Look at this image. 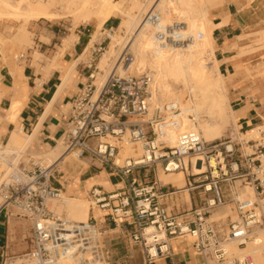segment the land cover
<instances>
[{
  "label": "built area",
  "instance_id": "built-area-1",
  "mask_svg": "<svg viewBox=\"0 0 264 264\" xmlns=\"http://www.w3.org/2000/svg\"><path fill=\"white\" fill-rule=\"evenodd\" d=\"M101 51L99 48L96 53ZM129 60L131 57L124 53L119 63L125 65ZM96 70L74 97L68 124L60 138L64 155L79 152L78 159L86 155L119 180L109 192L92 185L88 191L91 206L105 212L115 226L126 228L130 243L140 247L145 264L168 256L171 239L184 241L186 237L192 239L191 245L202 264H254L248 258L230 254L226 244L244 247L255 234L254 229H264V206L256 200L235 196L237 190L247 186L257 197L264 193V118L259 125L241 131H254L251 138L232 136L207 143L198 131L186 130L177 133L172 145L171 131L180 128L183 113L175 101L155 106L148 116V88L152 82L149 73L120 77L113 72L96 95ZM188 119L193 124L197 122L194 113ZM122 142L139 144L141 154L118 163L117 143ZM23 157L27 154L6 156L0 151V163H4L0 173V209L29 221V250L25 255L28 264H60L59 253L71 245L97 253L94 237L101 250L93 217L83 229L82 238L77 235L75 242L70 243L69 229L62 232L60 218L48 209L50 200L61 199V191L50 185L53 175L58 174L56 165L47 167L31 159L25 165ZM198 166L204 170L196 175L193 171ZM159 170L164 174L184 173L189 192H198L201 206L172 213L162 200L177 191L166 190L175 189L171 184H158ZM149 176L152 180L147 182ZM227 190L230 198L226 197ZM229 202L237 220L224 228L221 221L210 220V211ZM53 225L59 229L58 240L53 239ZM83 257L84 254L82 261ZM3 261L4 258L0 264H5Z\"/></svg>",
  "mask_w": 264,
  "mask_h": 264
},
{
  "label": "crops",
  "instance_id": "crops-1",
  "mask_svg": "<svg viewBox=\"0 0 264 264\" xmlns=\"http://www.w3.org/2000/svg\"><path fill=\"white\" fill-rule=\"evenodd\" d=\"M209 18L217 26L212 31V38L218 71L225 76L236 75L238 61L242 58L237 57L238 36L264 30V0H254L249 5L230 2L212 10ZM118 23L116 17L107 20L99 37L104 34L108 37L103 36L92 47H89L93 33L90 24L79 23L72 31H61L54 24H37L32 30L34 34L31 33L32 43L25 48V53L4 63L0 55L1 145H6L17 129L33 137L28 149L31 153H46L57 145L68 124L69 107L74 97L82 85L90 82L89 77L96 69V51L109 38L107 32ZM236 86L232 90L230 107L237 117V131H245L259 125L264 118V85L259 83L253 88L242 81ZM253 89L255 95H251ZM81 163L70 160L63 169L56 165L58 174L53 175L50 185L74 198L87 194L92 181L106 184L99 185L106 192L112 191L119 182L106 167L92 161L87 167L84 166L86 163ZM176 191L174 197L165 201L171 205L174 214L188 212L197 206L189 189L187 198L185 193ZM89 214L88 220L93 217L92 211ZM66 222L80 226L88 224ZM94 225L100 233L101 247L108 254L109 264H145L140 247L130 243L126 228L112 225L105 215L100 216L99 222L95 220ZM23 226L19 218L0 209V263L5 254L21 251V245L16 243L22 240ZM169 253L152 264H200V258L186 241L171 239Z\"/></svg>",
  "mask_w": 264,
  "mask_h": 264
},
{
  "label": "bare ground",
  "instance_id": "bare-ground-1",
  "mask_svg": "<svg viewBox=\"0 0 264 264\" xmlns=\"http://www.w3.org/2000/svg\"><path fill=\"white\" fill-rule=\"evenodd\" d=\"M51 1L61 2L58 4L59 12H65L72 17L74 26L79 23L93 26L89 47H92L95 42L99 41L97 39L100 30L107 20L113 18L115 15L121 18L119 25L109 33L110 40L98 63V67L105 73V76L100 77L97 84L95 80L93 82L97 87L96 95L101 85L113 72L116 75L119 74L121 77L125 76L129 71H134L136 74L149 73L152 78L150 86H153L156 79L165 72L167 62L171 58L170 55L176 52L178 60L185 70L186 79L181 78L180 83L182 84L183 93L186 90L189 91L187 94L188 99L185 104H182V95H179L182 93L172 94L166 87L167 85H164L159 94L152 91L151 100L149 101L148 98L150 104L148 116L152 114L155 106L175 101L179 103L183 115L180 119V128L171 131L170 143L172 145L176 141L177 133L181 131L196 130L207 143H211L223 137L231 120H233L236 126L237 117L228 104L225 78L218 71V62L214 57L215 48L213 47L211 33L213 23L208 18L210 10L208 9L207 0H159V2L156 0L155 3H153V0H146L145 4H142L141 0H0V23L15 21L19 24L16 34L10 39V43L15 41V45L18 48L22 47L24 43H32L27 26L33 20H53L55 14L52 12ZM153 11L159 13L155 22L147 19V15ZM144 14L145 18L143 17L142 19ZM243 38L245 37L243 36ZM5 45L6 43L0 44L1 56L7 52ZM124 53L131 56V60L126 65H122L118 61ZM207 62H209V65H207ZM147 67L149 70H146ZM108 71H111L109 75L107 74ZM191 113L196 115V124H193L188 119V115ZM237 133L240 138H251L254 131L250 132L248 130L246 134L239 133V131ZM32 138L23 134L21 130H15L7 143L9 148H12L9 154H23L25 150L30 149ZM61 147L63 148L64 145L60 140L48 152L38 153V155L46 158L50 163L49 166L59 165L64 163L67 158ZM135 148L123 143L117 157L118 163L119 156L134 157L139 154L140 147L137 146ZM70 156H73L76 160L78 159L75 153L68 155V157ZM203 170L204 167L200 169L198 166L193 172L199 175ZM185 178L184 173L181 172L160 173V175L157 173V182L160 186L173 184L178 189H184L181 183H183ZM90 185L104 186L106 184L92 181ZM187 190L186 188L185 191ZM243 190L235 194L236 198L254 200V190L251 187L247 186ZM49 204L51 212L58 213L59 216L61 213H65L66 221L88 222L90 207L83 200L64 198L61 192V199L50 200ZM1 205L2 202L0 203V207ZM226 212L227 216L230 214L234 217V220L231 222L237 220L235 211L232 208H227ZM215 215L213 214L212 217H216ZM212 217L211 219H213ZM224 217V215L218 216L214 221H222ZM254 231L256 234L262 230L256 228ZM147 234L150 235L151 232H147ZM151 240L149 238V242ZM250 244L252 246L248 247ZM250 244L247 245L248 248L244 246L247 248L245 256H251L253 262L261 264L262 261H259L263 260L261 258L263 256L261 255L264 254V235L262 238L257 237L253 239ZM229 246L230 244H226V249L232 254ZM244 247L237 248L244 249ZM236 257L240 259L247 258L242 256ZM16 259L17 261H22L21 257ZM26 264H28L27 261Z\"/></svg>",
  "mask_w": 264,
  "mask_h": 264
},
{
  "label": "rangeland",
  "instance_id": "rangeland-1",
  "mask_svg": "<svg viewBox=\"0 0 264 264\" xmlns=\"http://www.w3.org/2000/svg\"><path fill=\"white\" fill-rule=\"evenodd\" d=\"M153 1H154L153 3H155L156 0H153ZM253 1L254 0H207L208 9L210 10L209 13H208V15L210 16V13H211L212 10H214L216 8H221V7L227 5L230 2H235V3L245 2L246 5H249ZM157 2H159V0ZM60 3L61 2H59V1H51L50 2L51 7H52V12H53V14H55L53 16V20L51 22H47V20L44 21V19H38V20H33V21H31L28 24L27 31L30 33L29 36H30L31 39L33 37L31 35V33L34 34V32H32V30H33V28L36 27L37 24H40V26H42L44 24H48V25L54 24L59 29H61V31H69V30L72 31V30H74V28H73L74 27V25H73V18L70 17L65 12L64 13L59 12L58 4H60ZM141 3L142 4H145L146 3V0H141ZM144 16H145V14L142 16V19H143ZM158 16H159V13L156 12V11H153V12H151V13H149L147 15V19L150 20V21H152V22H155V20L157 19ZM209 16H208V18H209ZM114 17L118 18L116 15ZM118 20L120 22L121 21V18H118ZM209 20H210V18H209ZM118 25H119V23L117 24V26ZM220 25H222V24H220ZM18 26H19V24L17 22H15V21H9L8 23H4V24H2V26H0V44L6 43L5 49L7 50V52L4 53V55H2V58H3L2 61L4 60L3 62H7L9 59L18 58L21 54L25 53V48L28 47L29 45H31V44H28V43H24L22 47H19L18 48L15 45V41H13L14 44L13 43H10V39H11V37H14L13 35L16 34V30H17V27ZM215 27H217V26L214 25V24H212L211 33H212V31H213V29ZM263 31H259L260 33L259 32H257V33L256 32H252V33H249V34H243V35L238 36V40L240 41V43H239V48L236 47L237 48V51H238L237 54H239V55H237V57H242L238 61L239 64L237 66H239V68L237 70L236 75H232V73L228 74L227 76L223 75L224 78H225L224 79V82H225L226 90H227V93H228V104H229V106L232 105L231 104V99H232L231 97H232V94L234 93L232 90H233V88L237 87L236 85L239 84L240 82H242V81L248 82L251 86H253V88H255L254 86L256 84H259V83H262L264 85V33H263ZM103 36L105 37L107 35L104 34V35L98 37L97 40L101 41V39H102ZM243 36L245 38H243ZM108 39L110 40V38H108ZM108 39H106L105 42L102 43V46H101L102 47V51L100 53H98V56H97V59H96V69H97L96 70V74H95V81H96L95 83L96 84L98 83L100 77L105 76V73L102 72L100 70V68L98 67V63H99L100 57H101L104 49L106 48V46H107V44L109 42ZM259 39H261V40H259ZM99 41H97V42H99ZM213 47L215 48V46H214V40H213ZM10 48H11V50H10ZM174 50H173V52H174ZM9 51H10V53H9ZM170 57L171 58H169V60L167 62V66L165 68V72H163L161 74V76H159L156 79V82H155V84L153 86H149V88H148V98H149V101H150L151 100V93H152V91H153V93L155 92V93H158L159 94L160 91H161V88L164 85H167L166 87L168 88V90H169L170 93H172V94L182 93V94H179V95L180 96L182 95V104H185L186 103V100L188 99L187 94H188L189 91L186 90L185 91L186 93L185 92L183 93L182 92V84L180 83L181 82V80H180L181 78L186 79L185 70L183 69V66L181 65V63L179 62L176 52H174L173 54H171ZM172 64H173V66H172ZM207 65H209V62H207ZM169 66H171V67H169ZM171 68L172 69L175 68L174 70L177 73L174 70L172 71ZM146 70H149V68L147 67ZM177 70H179V71H177ZM110 73H111V71H108L107 72L108 75ZM173 73H174L175 76L173 75ZM141 74H136L134 71H129L128 73H126L125 76H122V77H126L127 75L136 77V76H139ZM178 80H180V81H178ZM233 82H235V83H233ZM255 93H256V90L253 89L251 91V95H255ZM149 106H150V104H149ZM239 131L241 132V130H239ZM232 136H237V137L239 136L238 133H237V129H236L235 123L233 122V120H231L229 122V126H228L227 130L224 132V135L221 138V140L226 139L228 137H232ZM58 142H60V141H57V143ZM123 143L124 142L117 143L118 147L121 148L123 146ZM128 145L129 146H133L134 148L135 147L137 148V146L140 147L139 144H128ZM120 148H119V151H120ZM61 149L64 150V147L63 148L61 147ZM11 150H12V148H9V146L7 144L6 145H1L0 144V151L3 152L6 156L11 155V154H9L11 152ZM7 153H8V155H7ZM74 153L77 154V155L79 154V152H74ZM23 154L24 155L27 154V157H23L22 158V162L25 165H27V163L29 162L30 159H31L30 161H33L35 163H38L39 165H43V166H49L50 165V163L46 160V158H44L43 156H39L37 154H34V152L31 153L30 151L25 150V152ZM140 154H141V147H140V153L137 154V155H140ZM137 155H135L134 157H136ZM65 157H67L66 160H65V162L59 164V168L60 169H63L64 168L63 165L65 163H67L68 161H70V160H75V161H78V162H82L81 164L86 163L85 165L83 164L85 167H87L91 163L90 159L88 157H86V155H83L80 159H77V160L74 159L73 156L68 157V155H65ZM125 158L126 157L119 156V163H122V161ZM96 164H98V163H96ZM3 169H4V163H0V173H1V171ZM160 173H162L161 170H159L158 174L160 175ZM184 176H185V174H184ZM151 180H152V176H149L148 179H147V182L148 181H151ZM185 181H186V178L184 179L183 183H181L183 185L184 189L183 188L182 189H178L177 187L174 186L175 189H172V188L168 187V188H166V190H168L170 192L172 190L181 191V193H185V196L187 198L188 197V194H187V191H185V189L186 188L188 189V187L186 186ZM171 185L173 186V184H171ZM90 187H91V185L89 184L88 187H87V189L89 190ZM111 189L113 190L114 188H111ZM246 191H248V190H246ZM237 192H242V190H237ZM175 195L176 194H173V195H170V196H173L174 197ZM190 195H192L194 197L195 201L197 202L196 203L197 206L196 207H191V209L199 208L201 206V203H200V200L198 198V192L197 191L190 192ZM170 196H168V197H170ZM63 197L64 198H71L73 196H69L68 194H63ZM168 197H165L162 200V203L163 204H165L166 198H168ZM226 197L227 198H230L231 197L230 196V192L228 190L226 191ZM74 198H78L79 200H83L84 202H87L89 204L90 212L92 211L93 217H94V219L97 222L100 221V216L106 214L105 212H101L97 208H93L91 206V203H90L91 201L88 198V193L85 194V195L82 194L81 196H79V195L78 196H74ZM253 198H254V200L258 201V203H260L261 205L264 204V193L262 195H260L259 197H257L256 194H255V192H254V197ZM0 199H1V196H0ZM1 202H2V199H1L0 203ZM50 204L48 205V209L50 211H52L51 208H50ZM165 205L173 213L172 208H171V205H168V204H165ZM227 208H232L234 210V207H233L232 203H230V202L227 203L225 206L216 207V208L212 209L210 211V220L211 221H214V219L217 218L218 216L224 215L225 217L221 221V224H222V226L224 228H226L228 222H231V221L234 220V217H232L230 214L228 216L226 215L227 214V212H226ZM10 212H12V211H10ZM13 213H15V212L13 211ZM54 214L57 217L62 218V219H60L61 221L58 222L61 231L62 232H67V230L69 229V231H68V237H69V240L71 241L70 243L75 242L74 239L77 237V235H80L81 238H82V236L84 235L83 229L87 226V224L86 225H83V226H80V225L75 224V223L66 222L65 221L66 216L64 215L65 213H61L60 216H59L58 213H54ZM213 214L214 215L216 214L215 215L216 217H212ZM89 216H90V214H89ZM211 217L213 219H211ZM20 221H21L22 224H24V226H23V236H22L21 242H17L16 244L17 245H21L20 246L21 247V251H18V253H8V254H5V256H4L5 264H18V262H20V264H26V257H25V255L28 253V250H29L30 225H29V221L26 220V219H24V218H20ZM68 223H69V225H68ZM112 225H114V224L112 223ZM68 226H70V228ZM260 229L262 231H259L258 233H256L255 235H253L251 241L253 239L257 238V237H261V238L263 237V235H264V229L262 227ZM96 236L101 241V236H100V233L99 232L96 233ZM59 237H60L59 229H58V227L56 225H53V239L54 240H58V239H60ZM183 240L186 241V242H188L189 244H191V242H192V239L189 238V237H186ZM251 241L248 242L247 245L250 244ZM94 243L96 244V247L98 248L97 253L91 251L89 248H88V250L85 249V251L84 250L82 251V250L76 249V246L75 245H71L70 247L65 248L64 251H61L59 253V250H58L59 247H57L56 248L57 249L56 252L59 253V255H58L59 263L60 264H84V263L85 264H109L108 258H107L108 257V254L103 250L102 247H101V250H100L99 243H98V241H97V239L95 237H94ZM229 244H230L229 248L231 249L230 252L232 254L236 255V256H242V257H247V256H245L246 255L245 250L248 247L252 246V244H250V245H248V247H247V245L245 246L247 248L244 247V249H239V248L236 247L235 244L228 243V245ZM82 254H84L83 261H82V258H81V255ZM261 256H264V254L261 255ZM20 257H21V260L22 261H17L16 258H20ZM247 258L250 259L253 262V259H252L251 256L250 257L248 256ZM261 258L263 259V257H261ZM261 261H262L261 264H263V260H260L259 262H261ZM200 263H201V259H200ZM253 263L254 264H257L255 262H253Z\"/></svg>",
  "mask_w": 264,
  "mask_h": 264
}]
</instances>
